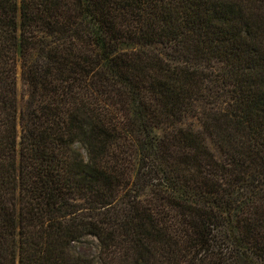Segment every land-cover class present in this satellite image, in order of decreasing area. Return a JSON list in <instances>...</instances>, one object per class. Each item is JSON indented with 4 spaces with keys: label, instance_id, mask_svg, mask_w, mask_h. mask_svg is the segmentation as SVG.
Segmentation results:
<instances>
[{
    "label": "trees",
    "instance_id": "obj_1",
    "mask_svg": "<svg viewBox=\"0 0 264 264\" xmlns=\"http://www.w3.org/2000/svg\"><path fill=\"white\" fill-rule=\"evenodd\" d=\"M0 264H264V0H0Z\"/></svg>",
    "mask_w": 264,
    "mask_h": 264
},
{
    "label": "rangeland",
    "instance_id": "obj_2",
    "mask_svg": "<svg viewBox=\"0 0 264 264\" xmlns=\"http://www.w3.org/2000/svg\"><path fill=\"white\" fill-rule=\"evenodd\" d=\"M19 96L21 108L25 106L27 100L26 89L22 82L19 80ZM73 251L77 255L96 258L100 262V245L96 238L88 237L81 243H76L73 247Z\"/></svg>",
    "mask_w": 264,
    "mask_h": 264
}]
</instances>
